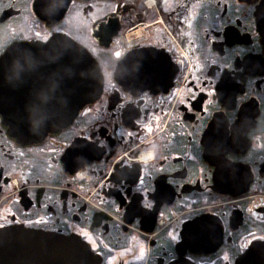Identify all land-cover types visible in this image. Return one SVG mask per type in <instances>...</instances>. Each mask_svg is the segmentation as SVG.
Wrapping results in <instances>:
<instances>
[{"label": "flooded vegetation", "instance_id": "flooded-vegetation-1", "mask_svg": "<svg viewBox=\"0 0 264 264\" xmlns=\"http://www.w3.org/2000/svg\"><path fill=\"white\" fill-rule=\"evenodd\" d=\"M262 2L0 0L7 108H63L50 41L101 79L39 140L0 115V229L76 236L101 264H235L264 242Z\"/></svg>", "mask_w": 264, "mask_h": 264}, {"label": "water", "instance_id": "water-1", "mask_svg": "<svg viewBox=\"0 0 264 264\" xmlns=\"http://www.w3.org/2000/svg\"><path fill=\"white\" fill-rule=\"evenodd\" d=\"M258 31L264 40V0L256 13ZM43 50L49 64H56L59 75L48 81H59L54 95L63 98L57 110H11L7 96L0 94V115L19 136L39 140L49 132L68 124L77 111L91 102L101 90V79L95 60L77 44L66 40L50 41ZM0 264H101L98 256L76 236H62L11 226L0 229ZM235 264H264V242H254Z\"/></svg>", "mask_w": 264, "mask_h": 264}]
</instances>
